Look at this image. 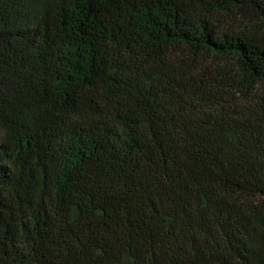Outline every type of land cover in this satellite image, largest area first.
Listing matches in <instances>:
<instances>
[{
  "label": "trees",
  "instance_id": "1",
  "mask_svg": "<svg viewBox=\"0 0 264 264\" xmlns=\"http://www.w3.org/2000/svg\"><path fill=\"white\" fill-rule=\"evenodd\" d=\"M0 264H264V0H0Z\"/></svg>",
  "mask_w": 264,
  "mask_h": 264
}]
</instances>
